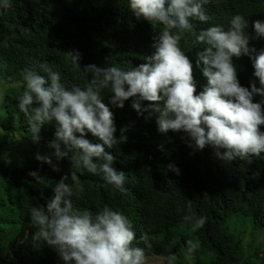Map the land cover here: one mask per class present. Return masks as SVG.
I'll list each match as a JSON object with an SVG mask.
<instances>
[{
	"label": "trees",
	"instance_id": "trees-1",
	"mask_svg": "<svg viewBox=\"0 0 264 264\" xmlns=\"http://www.w3.org/2000/svg\"><path fill=\"white\" fill-rule=\"evenodd\" d=\"M204 7L211 19L193 21V31L212 24L227 27L228 19L239 13L248 19L251 34L252 21L264 19V0H209ZM161 27L137 20L127 0H11L8 9L0 10V80L9 76L22 81L25 67L43 63L59 72L65 87H85L90 74L73 69L69 52L80 53L82 67L94 63L129 69L152 53L153 37ZM249 43L264 46L260 39ZM180 46L193 61L199 91L206 81L195 68V53L202 46H193L191 38L182 39ZM234 63L240 83L247 86L253 71L249 58L242 55ZM22 91L23 85L0 96V110L6 116L0 122V162L8 161V169L0 173V264H62L42 239H32L37 229L30 224L27 209L30 204L44 205L61 175L71 182L74 171L81 185L73 194L74 206L92 214L105 205L122 212L136 237L149 240L146 260L153 256L162 264H264L261 249L251 242L244 245L242 236L229 226L230 219L248 218L264 232V163L258 158L224 162L211 146L194 151L182 133L158 132L155 113L137 115L131 97L123 107H115L109 103L111 93L103 90L102 102L113 112L116 126L117 143L110 150L113 166L126 177V191L121 193L99 176L76 171L66 158L58 162L59 171L36 160L37 153L51 157L54 149L46 141L53 138L54 126H42L40 141L32 142L17 107ZM149 103L157 102L141 101V106ZM260 129L264 131V125ZM87 138L92 139L90 134ZM169 163L179 168V174L167 168ZM33 170L43 183L28 175ZM186 215L191 218L185 220ZM200 217L203 223L197 224Z\"/></svg>",
	"mask_w": 264,
	"mask_h": 264
},
{
	"label": "clouds",
	"instance_id": "clouds-1",
	"mask_svg": "<svg viewBox=\"0 0 264 264\" xmlns=\"http://www.w3.org/2000/svg\"><path fill=\"white\" fill-rule=\"evenodd\" d=\"M208 3L127 0L137 20L162 25L153 37L154 50L145 56V62L129 69L94 63L82 67L78 63L80 53L69 52L73 69L90 74L85 87H65L59 72L47 64L25 67L17 107L26 118L32 142L40 141L42 126H54L53 138L46 144L54 149L51 157L57 163L39 153L36 160L59 171L58 162L66 158L76 171L99 176L119 192L126 191L124 171L113 166L115 157L110 150L117 143L116 126L113 112L102 102L103 90L111 93L109 103L115 107H123L131 97L137 115L155 113L158 132L182 133L194 151L211 146L215 157L224 162L264 158V131L260 129L264 125V46L256 48L249 43L264 40V19L252 21L251 34L248 19L239 13L228 19L227 27L212 24L193 31V21L206 23L211 19L204 7ZM10 4L11 0H0V10L8 9ZM189 38L193 46H202L195 53V68L206 81L199 91L193 61L180 46L182 39ZM242 55L249 58L253 69L247 86L240 83L234 63V58ZM257 96L259 99L254 101ZM141 101L157 103L142 107ZM167 168L179 174L174 164L169 163ZM28 175L43 183L37 171H29ZM80 190L74 171L71 182L67 175H61L44 205L28 206L29 222L37 229L32 239H42L62 264H145L146 252L151 248L149 240L143 235L136 237L131 220L120 211L106 205L95 214L76 208L72 197ZM196 223L202 224L203 217ZM188 252H192L191 247Z\"/></svg>",
	"mask_w": 264,
	"mask_h": 264
},
{
	"label": "rangeland",
	"instance_id": "rangeland-1",
	"mask_svg": "<svg viewBox=\"0 0 264 264\" xmlns=\"http://www.w3.org/2000/svg\"><path fill=\"white\" fill-rule=\"evenodd\" d=\"M3 66L0 65V76L2 75ZM23 85V81H17L15 79H10L9 76L6 77L5 80H0V96L2 95V91L5 92L8 88L16 89ZM3 86V87H2ZM4 89V90H3ZM6 118L5 115L2 114L0 110V122L1 120ZM3 136L0 134V137ZM260 163H264V158L258 159ZM8 169V161L0 162V173H4ZM229 223L230 228L236 235L242 236L243 244L251 242V244L256 247L261 248L260 255L264 254V232L254 229L250 221L245 219V221L235 220ZM146 264H162V261L156 257H150L146 260Z\"/></svg>",
	"mask_w": 264,
	"mask_h": 264
}]
</instances>
